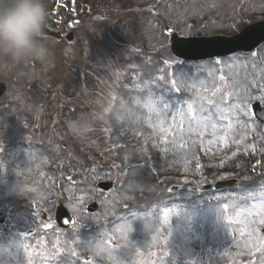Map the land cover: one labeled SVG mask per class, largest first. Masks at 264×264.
<instances>
[{
  "label": "rangeland",
  "instance_id": "374dc122",
  "mask_svg": "<svg viewBox=\"0 0 264 264\" xmlns=\"http://www.w3.org/2000/svg\"><path fill=\"white\" fill-rule=\"evenodd\" d=\"M178 1L134 0V15L124 13L112 23L87 18L75 30V44L41 41L46 52L38 67L0 58V80L11 84L0 99V212L15 205L9 219L37 230L24 241H7L16 244L6 248L12 255L25 256L11 264H88L85 256L95 264H264V254L252 256L232 222L241 209L264 204V182L251 183L257 167L264 173V125L251 110L256 100L264 104V45L253 54L184 63L164 32L169 22L184 35L230 36L264 19V0ZM156 3L158 10L149 12ZM197 16L194 26L190 20ZM43 99L57 102L48 110L57 113L54 128L41 122ZM149 100L157 111L145 107ZM218 102L226 114L221 119L213 111L216 130L191 131L200 107L214 109ZM227 105L236 107L229 112ZM28 124L34 132L21 135ZM8 144L38 149L17 152L13 160L23 164L14 168L4 159ZM95 145L100 154L77 156ZM50 147L52 153L41 154ZM84 165L88 170L75 183L67 181ZM102 177L115 181L109 193L97 188ZM231 177L240 184L222 193L189 188ZM172 186L182 189L173 193ZM60 201L78 225L46 230L48 223L30 209L53 217ZM95 202L100 211L90 215L87 207ZM135 206L140 211H132ZM122 226L130 231L120 232ZM109 239L111 250L102 244ZM57 241L61 254H54ZM45 245L47 259L28 255ZM5 258L0 253L1 264Z\"/></svg>",
  "mask_w": 264,
  "mask_h": 264
},
{
  "label": "clouds",
  "instance_id": "9594fccd",
  "mask_svg": "<svg viewBox=\"0 0 264 264\" xmlns=\"http://www.w3.org/2000/svg\"><path fill=\"white\" fill-rule=\"evenodd\" d=\"M48 22L45 0H0V58L13 63L42 61Z\"/></svg>",
  "mask_w": 264,
  "mask_h": 264
},
{
  "label": "snow or ice",
  "instance_id": "6c2138e0",
  "mask_svg": "<svg viewBox=\"0 0 264 264\" xmlns=\"http://www.w3.org/2000/svg\"><path fill=\"white\" fill-rule=\"evenodd\" d=\"M161 79H163V77H161ZM221 79H223V77H221ZM172 86L173 88H175L177 92L179 91V88L175 87L176 86L175 80L172 81ZM208 104L212 105V101L211 100L208 101ZM220 104L221 102H218L215 105L214 109L212 108L205 109L204 106L202 105L199 109V113H200L199 118L196 120V123L193 124L191 131H195L197 128H212L213 130H216L217 123L213 120L212 117L213 111L219 112L221 119L226 114L223 108H221ZM145 107L151 112L157 111L156 105L151 100H149V102L145 104ZM191 107H192L191 104L187 106L189 112L191 111ZM226 107L229 109V112H231V110L236 106L227 105ZM206 112L207 114H205ZM184 114L185 112L183 110H179V109L177 110V116L183 117ZM82 199L84 198L82 197ZM224 206L225 209L228 208L227 204H225ZM168 216H169V212L165 211L163 216L165 223H167L168 221ZM232 222L239 225V227L237 228V232L239 233L241 240L244 241V245L249 247L250 254L252 256L257 255L258 253L264 254V235H261V228H264V204H254L252 206L251 211L241 209L239 214L236 215L234 218H232ZM65 223H68V221H66ZM44 228L46 230L51 229L53 228V225L51 223H48L44 225ZM119 231L123 233L125 231H130V229L127 228V226H122L119 229ZM110 243H111L110 239L107 243H105L104 241L102 242L104 248L107 250H111L110 247L108 246ZM26 247L27 246H25V248ZM62 251L63 250L60 247V242L57 241L54 254H61ZM33 254L43 256L45 257V259H47L49 252L47 246L45 245L42 247V250L40 252L28 253V255H33ZM73 254H75L74 251ZM110 257L111 254L109 255V258ZM88 264H95V262L90 260L88 261ZM250 264H256V261L253 260L250 262Z\"/></svg>",
  "mask_w": 264,
  "mask_h": 264
},
{
  "label": "water",
  "instance_id": "95a60500",
  "mask_svg": "<svg viewBox=\"0 0 264 264\" xmlns=\"http://www.w3.org/2000/svg\"><path fill=\"white\" fill-rule=\"evenodd\" d=\"M253 34H255L256 36H263L264 35V25H257V26L252 27L251 29L247 30L238 39H230V40H228V39H219V40L218 39H213L209 43H205V44L197 43V45H199V46H208L209 47V46H212L210 43H214L213 46H217V45H223L227 41H231L233 43L245 45L243 43L245 38L248 37V36H251ZM257 42L254 43L253 45L247 47V48H252L255 44H257ZM188 48L189 47H188L187 43H183L180 40H176L175 41L174 50L179 56H184V57H187V58H200V57H203V55H197L195 53H188L187 52ZM214 54H219V52L217 50H215L214 53H212L211 55H214Z\"/></svg>",
  "mask_w": 264,
  "mask_h": 264
},
{
  "label": "bare ground",
  "instance_id": "6f19581e",
  "mask_svg": "<svg viewBox=\"0 0 264 264\" xmlns=\"http://www.w3.org/2000/svg\"><path fill=\"white\" fill-rule=\"evenodd\" d=\"M193 24L197 25L198 21L194 20ZM251 182L254 183V184H258V183L264 182V174H261L260 170L258 169V171L256 172V176L252 177Z\"/></svg>",
  "mask_w": 264,
  "mask_h": 264
}]
</instances>
